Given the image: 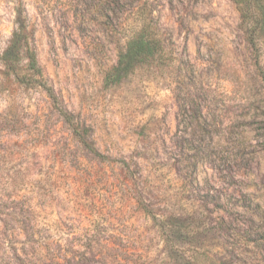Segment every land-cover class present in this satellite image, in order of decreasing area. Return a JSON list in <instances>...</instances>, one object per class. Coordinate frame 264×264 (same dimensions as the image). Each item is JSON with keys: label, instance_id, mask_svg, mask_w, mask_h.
Wrapping results in <instances>:
<instances>
[{"label": "rangeland", "instance_id": "rangeland-1", "mask_svg": "<svg viewBox=\"0 0 264 264\" xmlns=\"http://www.w3.org/2000/svg\"><path fill=\"white\" fill-rule=\"evenodd\" d=\"M139 15L168 62L107 81ZM21 21L55 100L0 60V264H264V43L235 0H0V58Z\"/></svg>", "mask_w": 264, "mask_h": 264}, {"label": "trees", "instance_id": "trees-1", "mask_svg": "<svg viewBox=\"0 0 264 264\" xmlns=\"http://www.w3.org/2000/svg\"><path fill=\"white\" fill-rule=\"evenodd\" d=\"M240 6L241 18L248 24V36L252 44L264 43V0H235ZM21 15V13H20ZM139 15L138 29L128 37L125 46L118 54L117 65L106 75V80L115 82L138 67L154 64L164 66L168 59L154 25ZM28 26L18 22L0 60L13 84L29 85L43 89L53 100V89L43 81L42 70L37 62L35 51L28 41ZM112 71V72H111ZM60 115L68 123L75 136H79L78 125L66 110ZM3 205L0 202V211Z\"/></svg>", "mask_w": 264, "mask_h": 264}]
</instances>
